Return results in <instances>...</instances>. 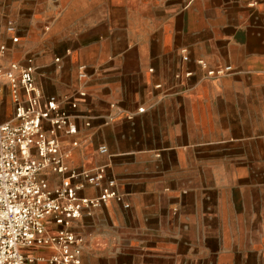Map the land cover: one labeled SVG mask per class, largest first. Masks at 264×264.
<instances>
[{"label": "crops", "instance_id": "crops-1", "mask_svg": "<svg viewBox=\"0 0 264 264\" xmlns=\"http://www.w3.org/2000/svg\"><path fill=\"white\" fill-rule=\"evenodd\" d=\"M2 44L76 103L68 168L122 197L70 224L81 264H264V0H0Z\"/></svg>", "mask_w": 264, "mask_h": 264}, {"label": "built area", "instance_id": "built-area-1", "mask_svg": "<svg viewBox=\"0 0 264 264\" xmlns=\"http://www.w3.org/2000/svg\"><path fill=\"white\" fill-rule=\"evenodd\" d=\"M6 30L11 41L18 43L12 21L7 22ZM5 55L2 44L0 118H6L0 120V264H30L38 259L47 264H81L82 238L70 230V224L85 210L111 199L121 202L122 197L114 180L102 183L103 166L78 171L67 166L61 136L75 135L77 126L75 115L63 105L75 109L76 103L43 97L35 82L33 58L3 64ZM229 69L208 70L207 75L221 76ZM85 76L81 69L79 79ZM78 95L85 92L78 90ZM76 144V140L71 141V145ZM99 151L105 153L107 149L100 146ZM50 174L58 175L54 185H50ZM86 186L98 189V194L80 196ZM24 249H49L50 253L36 258Z\"/></svg>", "mask_w": 264, "mask_h": 264}, {"label": "rangeland", "instance_id": "rangeland-1", "mask_svg": "<svg viewBox=\"0 0 264 264\" xmlns=\"http://www.w3.org/2000/svg\"><path fill=\"white\" fill-rule=\"evenodd\" d=\"M62 44H66V42L60 43V44H58V45H55L54 47L59 48V46L62 45ZM46 46H47V45H45V43H44V44H43V50L46 48ZM5 118H6V117H2V118H0V120H4Z\"/></svg>", "mask_w": 264, "mask_h": 264}]
</instances>
